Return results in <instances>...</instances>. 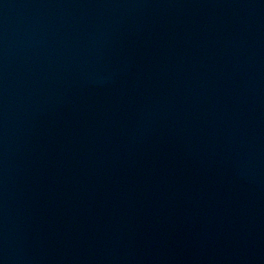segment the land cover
<instances>
[{"label":"water","instance_id":"95a60500","mask_svg":"<svg viewBox=\"0 0 264 264\" xmlns=\"http://www.w3.org/2000/svg\"><path fill=\"white\" fill-rule=\"evenodd\" d=\"M0 264H264V0H0Z\"/></svg>","mask_w":264,"mask_h":264}]
</instances>
